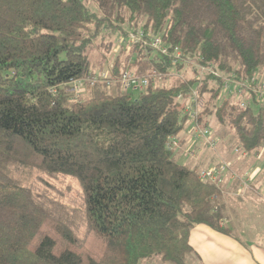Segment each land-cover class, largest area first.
<instances>
[{
    "label": "trees",
    "instance_id": "obj_1",
    "mask_svg": "<svg viewBox=\"0 0 264 264\" xmlns=\"http://www.w3.org/2000/svg\"><path fill=\"white\" fill-rule=\"evenodd\" d=\"M126 28L222 75L264 71V0H0V264H187L195 226L229 234L202 163L182 164L166 147L188 126L178 96L197 79L135 96L101 84L78 100L64 87L95 71L89 51L104 29ZM112 63L115 76L170 68L140 45H122ZM222 84L205 75L203 119L214 115L242 150L259 152L264 105L243 109Z\"/></svg>",
    "mask_w": 264,
    "mask_h": 264
},
{
    "label": "built area",
    "instance_id": "obj_2",
    "mask_svg": "<svg viewBox=\"0 0 264 264\" xmlns=\"http://www.w3.org/2000/svg\"><path fill=\"white\" fill-rule=\"evenodd\" d=\"M119 44L120 46L125 45L127 50L133 48L134 45H140L144 48L147 56L156 54L168 57L170 68L168 71L155 70L147 75H138L133 71L124 70L115 76L113 63H110L107 70L94 71L83 78L72 80L64 85L71 92L74 100H78L86 90L101 84L106 85L109 90L118 87L122 92L134 96L141 95L151 83L160 86L161 83L168 82L166 83L168 86H177L180 80L185 81L187 79L182 73L183 69H191L193 71L192 78L197 79L198 86L192 87L186 94H180L178 101L182 103L184 113L189 118L188 127L191 128L193 142L200 141V144L208 149H216L219 139L210 125L206 124L203 119L207 101L200 92V86L205 75L213 74L216 77H221L223 95L235 97L243 109L248 108V102L253 98L264 105V77H262L264 75L257 74L246 79H238L234 73L222 75L212 65L202 64L200 55L192 56L184 53L178 47L171 48L161 36L146 32L143 28L127 31L119 39ZM181 143L178 136H170L166 147L170 151L179 150L182 148ZM235 151L239 153L240 149ZM240 154L246 156L249 153L243 150ZM188 155L194 157L192 151H188ZM228 176L232 180L240 179L242 187L249 188L253 183L250 175L248 177L240 176L226 161L203 167L199 171V178L202 181L212 183L217 187L224 185Z\"/></svg>",
    "mask_w": 264,
    "mask_h": 264
},
{
    "label": "crops",
    "instance_id": "obj_3",
    "mask_svg": "<svg viewBox=\"0 0 264 264\" xmlns=\"http://www.w3.org/2000/svg\"><path fill=\"white\" fill-rule=\"evenodd\" d=\"M183 146L179 151L187 163L208 166L207 158L226 160L241 173H249L252 187H242L228 177L221 189L218 202L222 208L223 227L229 234H222L205 225L195 226L190 233V243L194 252L189 255L192 264H264V148L260 152L246 156L227 153L224 149L210 155L200 143L192 148ZM194 153V157L188 155ZM205 158H202V156ZM212 156V157H211ZM200 159L201 161H198ZM217 159V160H218Z\"/></svg>",
    "mask_w": 264,
    "mask_h": 264
},
{
    "label": "rangeland",
    "instance_id": "obj_4",
    "mask_svg": "<svg viewBox=\"0 0 264 264\" xmlns=\"http://www.w3.org/2000/svg\"><path fill=\"white\" fill-rule=\"evenodd\" d=\"M91 7L93 10L97 11V7L95 5L91 4ZM126 29H130V28H126ZM138 29H140V28H138ZM127 31H132V29L127 30ZM122 36L123 35H121L118 30L115 31V30L104 29L101 32L100 36L95 41L94 49L89 51V54H91V60H92L93 67H94V70L96 72H100V71H104V70L108 69L109 64L112 63L114 57L119 53V50L121 47L119 44V39ZM108 44L111 45L110 49H107ZM182 73H184V76L188 79L192 78V76H193V71L191 69L184 68ZM260 74H261V76L264 75V71H262ZM262 77H264V76H262ZM166 83H168V82L161 83L160 86L168 87V85ZM111 91H113V89ZM203 96L206 99L207 105H208L209 94L205 93ZM236 102H238L237 99H236ZM204 121L209 122V125L212 128L214 134L219 139V144H218V147L216 149H208V148L204 147V150L207 153H211L210 155H212L215 152L219 151V149H221V148L224 149L228 154L234 153V151L238 148L240 149L239 155L241 152H243L240 144L238 143L237 137L235 136L234 129L229 124H222V123L218 122V120L215 118L214 115H211V116L204 115ZM190 129L191 128H189L187 126V128L179 136L182 143H183V141L187 142L189 140V143L186 144L187 149L192 148L194 145L196 146V144L200 143V141L193 142L192 133L190 132ZM193 143H196V144H193ZM191 144H193V146H191ZM263 148H264V146L262 147V149ZM176 151L179 152V150H176ZM236 153H238V152H236ZM205 156L206 155L202 156V158H205ZM217 159L215 158L213 164L220 162L219 159L218 160ZM198 161H201V160L198 159ZM206 161H209L208 166L211 165L212 159L210 160L209 158H207ZM221 161H226V160L224 159ZM179 162L182 164H186L187 160H186V158L180 156ZM226 162H228V161H226ZM204 167H206V166H204ZM233 170L235 172H237L242 177H245V176L248 177L250 175L248 172L247 173H241V172H238L237 170H235L234 168H233ZM228 177H230V176H228ZM228 177H227V179H228ZM235 181H237L240 185L242 183V181L240 179H236ZM66 182L71 183L75 187L79 188L78 182L76 180L68 178V179H66ZM224 185L220 186L219 189L221 190ZM251 187H252V185H251ZM141 264H171V263H163L159 259H154L151 262H142ZM187 264H192V263L190 261L188 262V260H187Z\"/></svg>",
    "mask_w": 264,
    "mask_h": 264
}]
</instances>
